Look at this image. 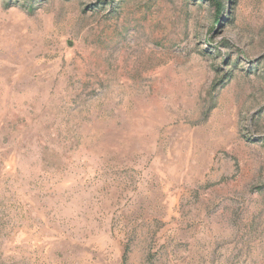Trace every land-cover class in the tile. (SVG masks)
I'll return each mask as SVG.
<instances>
[{
    "label": "rangeland",
    "instance_id": "374dc122",
    "mask_svg": "<svg viewBox=\"0 0 264 264\" xmlns=\"http://www.w3.org/2000/svg\"><path fill=\"white\" fill-rule=\"evenodd\" d=\"M0 264H264V0H0Z\"/></svg>",
    "mask_w": 264,
    "mask_h": 264
}]
</instances>
